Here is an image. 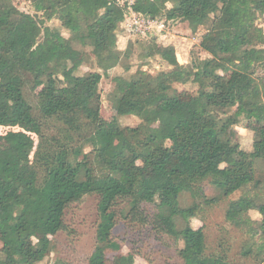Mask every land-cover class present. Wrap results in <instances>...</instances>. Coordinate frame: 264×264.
I'll use <instances>...</instances> for the list:
<instances>
[{"label":"trees","instance_id":"trees-1","mask_svg":"<svg viewBox=\"0 0 264 264\" xmlns=\"http://www.w3.org/2000/svg\"><path fill=\"white\" fill-rule=\"evenodd\" d=\"M25 1L34 15L0 0V128L29 125L38 143L31 185L10 192L1 179L0 147V264L44 262L51 238L69 231V208L91 196L99 202L88 264H108L107 251H121L113 235L120 220L182 244V264H230L225 254L210 252L204 229L193 228L192 220L204 208L262 186L257 162L264 163V81L257 72L264 68V28L257 21L264 17V0ZM130 11L165 25L186 22L194 33L211 23L199 44L209 57L193 53L181 65L173 46L152 39L143 68L159 59L167 71L153 75L141 68L129 78L115 77L108 101L117 115L107 121L100 83L132 55V43L118 49ZM53 20L68 38L47 25ZM86 50L98 71L79 75L89 60ZM187 85L197 93L183 101L176 86ZM131 116L140 124L123 127L119 119ZM243 122L259 128L249 151L232 136ZM172 156L178 157L174 168ZM205 183L219 195L208 197ZM185 193L194 200L187 208L181 206ZM225 218L247 236L242 256L264 264V197L230 201ZM255 231L262 233L261 243ZM118 264H135V256L124 255Z\"/></svg>","mask_w":264,"mask_h":264},{"label":"rangeland","instance_id":"rangeland-1","mask_svg":"<svg viewBox=\"0 0 264 264\" xmlns=\"http://www.w3.org/2000/svg\"><path fill=\"white\" fill-rule=\"evenodd\" d=\"M13 2L21 11L32 15L35 14L30 2L25 0H13ZM168 7L171 8V5ZM131 19V15L128 14L125 22L120 27L118 49L126 51L129 45L128 41H130L129 43L133 44L132 55L129 59H124L117 68L110 72V77L103 78L100 83L99 92L101 99L99 105L101 107V115L107 121H112L117 115L115 109L108 101V97L114 89L113 79L118 76L129 78L138 69L143 68L146 63L143 57V50L152 39H157L160 45L175 47L177 59L184 63L183 65H188L191 62L193 53H200L199 55L203 59L209 57L206 53L200 51L199 44L202 36L209 30L211 23L199 28L196 33L192 32L186 22L166 24L165 27L160 28V31L158 26H154L148 31H140L139 27L133 25V20ZM47 25L52 28H60L64 37H69L68 31L62 29L59 22L53 20ZM257 25L264 28V17L258 19ZM124 33L130 35V40L122 39ZM86 51L89 53V60L81 68L79 75L98 71L96 60L89 50ZM151 61L149 60L148 62L150 63ZM143 69H147L153 75H159L167 71L168 67L163 65L159 59H156L150 63L148 68L145 67ZM257 74L264 81V68H258ZM176 89L183 101L194 98L197 93V89L193 85L176 86ZM30 99L34 104L35 98L33 95H31ZM119 122L123 127H135L140 124V120L132 116L120 118ZM258 130V126H246L243 122L238 127L233 128L232 136L241 144L244 150L249 151L254 140L253 132ZM37 143L38 137L30 129L29 125L14 129L0 128V147L2 148L4 159L1 179L9 192L16 188L31 185L32 160ZM177 163L178 157L172 156L169 164L170 168H174ZM147 175L148 177L153 176L148 172ZM257 177L262 182V186L258 189L251 186L245 191L234 194L229 199H223L213 208H204L199 217L192 220L193 228L204 229L210 252L225 254L230 264H260L253 258L242 256V249L247 236L231 226L225 218L226 209L230 201L237 200L244 195L255 196L257 194L264 197V163L260 161L257 162ZM204 189L210 198L219 195L218 191L208 183H205ZM33 190L34 194L37 195L38 191ZM98 202V196L86 197L81 203L69 208L65 217V223L69 231L59 233L51 238L52 252L44 262L39 264H56L58 261L63 262V264H88L96 246ZM193 203L194 200L189 193L182 195L181 206L183 208L190 207ZM148 211L152 213L153 207L149 206ZM250 216L257 221L261 219L256 212H251ZM113 235L119 242L121 251H107L108 264H118L121 257L128 254L135 256V264H182L177 251L182 248V244L176 246L171 239L158 235L151 227L132 225L120 220L114 229ZM253 238L256 243H261L263 239L262 233L255 231Z\"/></svg>","mask_w":264,"mask_h":264},{"label":"built area","instance_id":"built-area-1","mask_svg":"<svg viewBox=\"0 0 264 264\" xmlns=\"http://www.w3.org/2000/svg\"><path fill=\"white\" fill-rule=\"evenodd\" d=\"M123 2H127V3H129V5H132L134 0H132V1L131 0H123ZM129 15H131V17H132L131 20H133V25L136 27H139L140 31H142V30L148 31L149 29H152L154 26H158L159 27L158 30L160 31V28H163L166 26L163 22L147 20L143 16L136 14L132 11H130Z\"/></svg>","mask_w":264,"mask_h":264},{"label":"crops","instance_id":"crops-1","mask_svg":"<svg viewBox=\"0 0 264 264\" xmlns=\"http://www.w3.org/2000/svg\"><path fill=\"white\" fill-rule=\"evenodd\" d=\"M122 39L128 41V40H130V35L127 34V33H124ZM129 42H130V41H128V44H129ZM127 47H128V46H127ZM174 48H175V47H174ZM125 50H126V49H125ZM120 51H122V50L120 49ZM179 62H180V61H179ZM180 63H181L182 65L184 64V63H182V62H180Z\"/></svg>","mask_w":264,"mask_h":264}]
</instances>
